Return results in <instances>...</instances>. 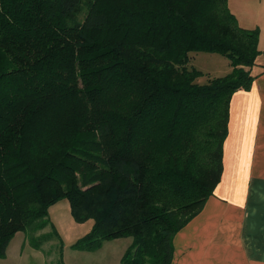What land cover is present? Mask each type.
Listing matches in <instances>:
<instances>
[{
    "label": "trees",
    "instance_id": "1",
    "mask_svg": "<svg viewBox=\"0 0 264 264\" xmlns=\"http://www.w3.org/2000/svg\"><path fill=\"white\" fill-rule=\"evenodd\" d=\"M259 38L228 0H0V259L68 201L76 222L94 221L73 250L131 238L121 264H171L222 180ZM193 53L232 71L201 85Z\"/></svg>",
    "mask_w": 264,
    "mask_h": 264
},
{
    "label": "crops",
    "instance_id": "2",
    "mask_svg": "<svg viewBox=\"0 0 264 264\" xmlns=\"http://www.w3.org/2000/svg\"><path fill=\"white\" fill-rule=\"evenodd\" d=\"M228 5L242 28L260 30V55L251 89L232 96L222 180L175 235L171 264H264V0Z\"/></svg>",
    "mask_w": 264,
    "mask_h": 264
},
{
    "label": "rangeland",
    "instance_id": "3",
    "mask_svg": "<svg viewBox=\"0 0 264 264\" xmlns=\"http://www.w3.org/2000/svg\"><path fill=\"white\" fill-rule=\"evenodd\" d=\"M190 66L203 72L197 82L207 84L210 79L224 77L231 67L226 57L220 54L193 53ZM49 225L33 235L31 231L16 233L9 244L6 257L0 264H121L132 239L124 238L105 242L102 249L91 253L73 250L72 246L87 235L94 226L93 220L78 223L71 215L68 201H62L49 210ZM57 232L60 239L52 237L41 241V249L31 245V238H39Z\"/></svg>",
    "mask_w": 264,
    "mask_h": 264
}]
</instances>
